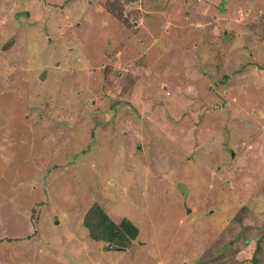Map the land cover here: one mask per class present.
I'll return each instance as SVG.
<instances>
[{
    "label": "rangeland",
    "instance_id": "rangeland-1",
    "mask_svg": "<svg viewBox=\"0 0 264 264\" xmlns=\"http://www.w3.org/2000/svg\"><path fill=\"white\" fill-rule=\"evenodd\" d=\"M0 264H264V0H0Z\"/></svg>",
    "mask_w": 264,
    "mask_h": 264
},
{
    "label": "trees",
    "instance_id": "trees-1",
    "mask_svg": "<svg viewBox=\"0 0 264 264\" xmlns=\"http://www.w3.org/2000/svg\"><path fill=\"white\" fill-rule=\"evenodd\" d=\"M84 224L93 239L121 248H128L140 232L139 227L130 218H123L120 222L113 220L99 203L90 207Z\"/></svg>",
    "mask_w": 264,
    "mask_h": 264
},
{
    "label": "clouds",
    "instance_id": "clouds-1",
    "mask_svg": "<svg viewBox=\"0 0 264 264\" xmlns=\"http://www.w3.org/2000/svg\"><path fill=\"white\" fill-rule=\"evenodd\" d=\"M118 246H115V248H117ZM120 249H122L121 247H120Z\"/></svg>",
    "mask_w": 264,
    "mask_h": 264
},
{
    "label": "water",
    "instance_id": "water-1",
    "mask_svg": "<svg viewBox=\"0 0 264 264\" xmlns=\"http://www.w3.org/2000/svg\"><path fill=\"white\" fill-rule=\"evenodd\" d=\"M118 249H120V247H117Z\"/></svg>",
    "mask_w": 264,
    "mask_h": 264
}]
</instances>
